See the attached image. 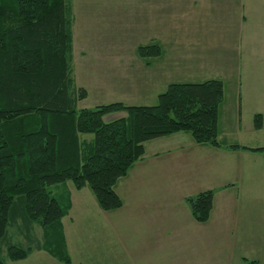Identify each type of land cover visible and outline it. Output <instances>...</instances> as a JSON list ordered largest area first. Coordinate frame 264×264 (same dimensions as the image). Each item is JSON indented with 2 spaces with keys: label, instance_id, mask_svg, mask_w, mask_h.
Wrapping results in <instances>:
<instances>
[{
  "label": "crops",
  "instance_id": "obj_1",
  "mask_svg": "<svg viewBox=\"0 0 264 264\" xmlns=\"http://www.w3.org/2000/svg\"><path fill=\"white\" fill-rule=\"evenodd\" d=\"M80 1L78 4L72 0L74 77L76 60L94 61L98 78L96 106L112 102L153 106L171 83L218 79L225 89L219 110L221 147L199 144L189 132L145 143L143 158L115 186L122 200L126 194L133 198L123 202V213L128 214L129 225L135 223L137 228L112 230V240L113 236L119 238L118 247L111 242L109 253L97 264H158L161 260L168 264L169 259L172 264H264L263 257L247 256L249 251L235 255L240 241L243 247L252 241L251 252L260 243L262 213H256V206L258 201H264V150L231 148L264 147L253 145L250 138L254 140L264 128L254 126L256 114H262L264 122V95L258 90L253 98L248 94L253 78L264 69L252 75L243 64L245 56L252 55L248 45L253 51L258 43L264 47V0H128V12L123 15L100 1ZM79 9L81 21L77 17ZM82 26L81 35L78 28ZM123 38L127 40L125 45L132 46V56ZM116 42H121V46ZM142 43L159 44L163 51L158 57L145 60L137 52ZM215 56L232 58L228 57L229 64H217ZM90 67L88 63L87 70ZM75 82L86 89L76 78ZM89 94L87 90L79 108L89 107L80 106ZM244 115L249 119L247 129L254 132L240 139ZM223 134H236L238 139L226 143L224 137L221 139ZM83 137L92 139L89 135ZM259 157H263V162H258ZM68 183L76 196L82 191L90 195L89 187L78 190L72 182ZM249 187L251 194L246 197ZM206 190L214 191L213 209L207 222H199L188 198ZM241 209L243 213H239ZM72 210L76 211V203ZM247 216L250 223L243 221ZM241 236L235 245L232 237ZM96 246L98 249L99 244ZM262 251L261 245L256 252ZM48 263L63 264L57 260Z\"/></svg>",
  "mask_w": 264,
  "mask_h": 264
},
{
  "label": "trees",
  "instance_id": "obj_2",
  "mask_svg": "<svg viewBox=\"0 0 264 264\" xmlns=\"http://www.w3.org/2000/svg\"><path fill=\"white\" fill-rule=\"evenodd\" d=\"M74 21L72 0H0V264L35 249L71 261L60 225L70 208L52 186L89 187L103 210H116L123 200L115 186L143 158L146 142L189 132L199 144L221 147L222 80L171 83L153 106L79 108L87 90L74 77ZM162 51L159 44L137 49L142 57ZM254 121L261 129L262 115ZM91 134L94 139H84ZM241 147L264 150L231 146ZM188 202L195 218L207 222L214 191ZM19 219L27 228L41 225L45 242L36 248L7 242Z\"/></svg>",
  "mask_w": 264,
  "mask_h": 264
},
{
  "label": "rangeland",
  "instance_id": "obj_3",
  "mask_svg": "<svg viewBox=\"0 0 264 264\" xmlns=\"http://www.w3.org/2000/svg\"><path fill=\"white\" fill-rule=\"evenodd\" d=\"M74 1L75 2L78 1V4H79L80 0H74ZM94 1H96L97 3L98 1H100L101 5L108 4L107 8L109 10L115 9L121 15L127 14L128 12V8H129L128 0H93V2ZM80 2L83 3L85 2V0H81ZM79 11L80 9L77 12V17H78V20L81 21V16L79 14ZM98 27L103 28V26L100 24ZM82 28L84 27L82 26L81 29L78 28V34L82 35ZM98 30H104V29H98ZM256 30H258V28ZM123 41H124V46H127L125 45L127 40L123 38ZM136 41L137 43H139L138 40ZM251 42H252V39L249 40L248 43H251ZM116 45L121 46V42H116ZM140 45H145V44L142 43ZM257 46L258 47L256 48V50L253 51L250 49L248 45V50L249 52H252V55L245 56V59L243 62L244 67L248 68L252 75H254L255 72L257 71L264 69V56L259 55V54H264V47L260 46V43H258ZM127 47L128 49L132 48V46H127ZM132 52H133V49H131L130 51L131 56L133 55ZM135 56H137V54H135ZM154 57H158V56H153L150 58H154ZM228 57L232 58L231 56H228ZM228 57L215 56L217 64H222L224 62H227L229 64V60L231 62V59H229ZM142 58L146 60L147 57H142ZM84 61L86 60H80V61L76 60L75 78H76L77 83L81 86H84L90 93L88 100L81 103L80 106L82 107L89 106L88 108H92V107H96L97 105L96 101L98 98H97V91H96V80L98 78L95 75L94 61L92 62L86 61L87 63H84ZM149 62L150 61H147V63ZM88 63L91 64V67L89 70H87ZM242 80H240V84H239L241 90L243 89ZM225 85L229 91V88H230L229 82H226ZM250 86L251 88L249 89L248 94L251 93L252 98L254 96L255 90H258V94L264 95V72L263 71H260L257 73V75L253 78L252 83H250ZM255 116H254V119H255ZM251 119L252 117H250V124H251ZM247 120L249 121V119H247V117H245L244 115L243 116V130L241 133H239V136H241L240 139H246L243 136L249 137L250 135H252L251 132H254L253 130L250 131L247 129L246 127ZM263 126H264V122H263ZM90 136L92 139H94V135L91 134ZM223 137L225 139L223 140V142L226 141V143H234L233 141L235 140L233 139H238L237 138L238 136L236 134H229V135L223 134L221 135V139H223ZM250 138H251V143L253 145H263L264 146V128L258 133V136L254 140L252 137ZM262 158L259 157L258 162H263ZM67 183L61 184V185H54L51 187V190L55 196L60 197L66 203L68 202V205L70 208L67 215L64 216L63 219L61 220L60 225L62 226L63 239L65 241L66 249H67V252H68V255L71 261L69 263L63 262L59 260L58 258L54 257L51 254V252H49V250L41 249L39 251L33 250L28 255V257H26L23 260H20V261L8 260L9 264H49L48 262H51L53 260H57L63 264L64 263L65 264H97L103 258L104 254L109 253L107 248H109V250L112 248L111 242L113 243V246L115 244L116 247H118L119 238L118 236H115V237L113 236V240H112V236H111L112 230L127 231L130 229L137 228L135 223H131V225H129L128 223L129 216L128 214L123 213L124 205H122V207L116 210H111V211L103 210L99 206L96 198L93 199L94 195L92 196L93 193L91 194L92 192L91 189H90L91 190L90 195L89 193H87V191H82L81 195L78 194L76 196V194L72 193L73 188H71V185H70L71 183L70 184L69 183L67 184ZM250 190L251 188L249 187L246 192V197H249V195L251 194ZM75 196L76 198H74ZM129 199L130 201L133 200L131 196L126 194L124 197L125 201L123 200V202H126ZM247 202L250 203L249 201ZM75 203H76V211L73 212L72 208L75 205ZM243 205H244V202L241 201L240 207L242 208ZM239 213H243L242 209H241V212ZM253 213H255V208L253 210ZM256 213H258V215L262 213L261 221H262L263 230L260 236V243H258V246L255 248V251L251 252L252 251L251 245H253L252 241H251V244L249 243L245 245V247L241 246L242 241H240L238 243L239 250L236 252L235 255H238L240 253V256H242L244 251L245 252L249 251L248 252L249 254L247 256H251L252 258L253 257H259V258L263 257L264 259V201L261 204L258 201V204L256 206ZM243 221L244 223H250L249 221H251V219L249 216H247L244 218ZM45 232L46 231H44L41 225L34 223L32 224L31 227L27 228L23 220L19 219V221H17L14 225L9 227V236H8L7 242L23 245L25 247L31 246L33 248H36L39 243L45 242V236H46ZM102 238H103V241H102ZM239 239L242 240V236L241 238L232 237V240L234 241L235 245H236L237 240ZM126 240L128 242V239ZM97 243L99 244L98 249L96 246ZM128 244L133 248L132 243L128 242ZM261 245L263 246V251L256 252L257 248ZM142 252L144 253V251H141V253ZM232 252L234 254L233 249H232ZM3 255H6V249ZM50 256H52L53 258H51ZM98 257H100L99 260H97ZM167 263L172 264L170 259L168 260ZM158 264H162V260Z\"/></svg>",
  "mask_w": 264,
  "mask_h": 264
}]
</instances>
